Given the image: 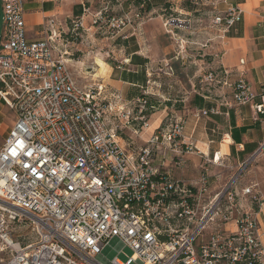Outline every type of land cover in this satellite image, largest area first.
<instances>
[{"label": "built area", "instance_id": "built-area-1", "mask_svg": "<svg viewBox=\"0 0 264 264\" xmlns=\"http://www.w3.org/2000/svg\"><path fill=\"white\" fill-rule=\"evenodd\" d=\"M187 1L195 12L210 7L211 27L221 40L242 18L240 7L218 10L226 0ZM0 8V100L15 113L0 145V264H264L257 215L238 204L244 196L257 203L262 198L254 183L238 189L251 158L224 182L208 166H201L192 185L172 178L153 164L159 135L127 150L117 127L105 119L103 87L86 88L74 80L67 44L78 36L76 27L63 29L61 21L46 17L44 38L29 40L23 0H0ZM133 17L138 12L116 16L104 9L91 20L117 37ZM162 18L164 32L176 43V58L183 57L191 42L178 34H194L198 19L181 11ZM231 75L220 67L203 77L229 86L237 105L251 102L254 94L246 80ZM253 109V120L264 124V95ZM206 114L201 110L195 117ZM182 129L178 121L161 138L173 146L182 142L186 152L197 151L193 142H185ZM213 164L223 167L218 155ZM26 221L34 240L15 234ZM114 237L133 253L125 261L100 254Z\"/></svg>", "mask_w": 264, "mask_h": 264}, {"label": "crops", "instance_id": "crops-1", "mask_svg": "<svg viewBox=\"0 0 264 264\" xmlns=\"http://www.w3.org/2000/svg\"><path fill=\"white\" fill-rule=\"evenodd\" d=\"M226 1L220 3L218 10L224 11L231 4L241 8L242 18L226 30L222 40L218 38V31L211 27L210 7L195 12L187 0H23V6L29 40L44 38L45 18L53 17L61 21L63 29L77 28L78 36L71 37L74 39L71 45H75L78 38H86L92 46L114 41L113 47L105 48L99 60L107 67L104 86L116 97L113 114L121 121L119 129L130 131L129 139L135 149L148 145L154 135H159L154 144V166L192 185L202 171L201 166H208L212 173H221V182L228 180L264 144V124L253 120V104L264 95V0ZM104 9L116 16L125 13L132 16L138 12L139 17H133L132 24L121 28L116 40L111 36L100 38L91 18ZM173 11L194 14L198 19L194 35L207 40L211 48L207 52L209 56L199 53L198 58L187 62L183 57L176 58L170 41L174 39L162 27V17ZM116 45L119 58L115 53ZM69 46L67 44V48ZM220 67L232 72V80L241 76L246 80L254 94L251 102L237 105L229 86L204 82L205 73ZM151 72L178 78L181 95L159 92L156 80L150 79ZM151 80L157 88L149 87ZM143 99L146 103L138 102ZM201 110L208 114L196 118ZM127 113H131L130 120ZM132 115L142 116V120H135ZM144 121L148 127L143 126ZM178 121L183 124L185 142H193L197 151L186 152L182 142L173 146L161 138ZM215 155L220 157L223 167L212 165ZM180 159L183 163L176 166L175 162ZM258 169L264 195V162ZM244 185L239 183L238 189ZM244 205L256 213L264 242V196L253 208L247 202Z\"/></svg>", "mask_w": 264, "mask_h": 264}, {"label": "rangeland", "instance_id": "rangeland-1", "mask_svg": "<svg viewBox=\"0 0 264 264\" xmlns=\"http://www.w3.org/2000/svg\"><path fill=\"white\" fill-rule=\"evenodd\" d=\"M2 9L0 8V33L2 30ZM103 25L96 26V33L99 35L100 38L102 37H110V34H108L106 31L103 30ZM102 33V34H101ZM195 34V33H194ZM191 34H185L180 33L178 34L179 37L184 38L185 40H188L191 42V44H187L185 47H187L185 54L183 55V59L187 61H193L195 58H198V54H204L210 51V46L207 43V40L201 39L200 37H197L196 35ZM134 38V37H133ZM72 38H69L71 40ZM117 38L115 37L114 40ZM82 40V41H81ZM81 41V44L78 46L77 44ZM170 41L173 43L172 47H174L175 50H177L176 43L174 44V41L170 39ZM70 45L68 47L69 52L71 53L70 61L67 63V65L70 68V72L73 75L74 80L78 82L83 87L86 88H98L99 85L103 86V89L100 93V99L102 100V105L104 106L105 112V119L108 122L110 127H117L116 133L120 139V143L122 146H124L129 151H134V144L131 143L132 140L129 139V130L127 128H123L122 130L119 129V126H122L121 121H119V117L117 118L116 115L113 114L112 111H110L109 107L114 106V98L111 96V90L104 86L103 77L106 75V68L105 64L103 67L100 66L99 62L101 59V54L104 52L105 48L107 47H113L114 41L111 42L110 40L107 41L106 45L103 46V44H98L97 46H92L91 43L86 42V38H78V41L75 42V45ZM117 45L115 48V53L117 54V58H119V52L117 50ZM113 49V48H112ZM176 52V51H175ZM208 54V53H207ZM209 56V54L207 55ZM206 58V57H205ZM78 61V62H77ZM196 66H199V62L196 61ZM204 66V65H202ZM157 74H153L151 72L150 79L153 78L156 80L157 85H159V88L155 85V83L152 82L149 84V87H155L159 90V92L163 93H169L170 95H181L180 89H179V83L178 78H176L173 75H168L167 73L164 74L162 72H156ZM197 78V77H196ZM195 78V79H196ZM196 85V83H195ZM153 91V89H152ZM133 116V115H132ZM134 117V116H133ZM15 118V113L12 109L8 108L3 101L0 100V145L3 143V140L5 139L8 130L10 129V126L12 125V122ZM131 118V115H130ZM129 118V120H130ZM264 145L258 152V154L251 158L250 161L246 164L243 170L242 177L239 179V183L241 185H244L246 183H254L256 184V190L259 192V194L263 197L262 192V183L261 180H259L260 174L258 167L260 166L261 162H264ZM240 204L244 205L246 202L253 207H255L258 203L252 202V197H245L240 198ZM17 231L15 234L16 236L20 234H26L28 240H34L35 235L34 232L31 231L30 226H28V221H26V224H20L19 228H15ZM20 240V239H19ZM120 250V251H119ZM101 256H103L107 260H111V258L115 255L118 256L119 259L125 261L127 256L133 255L131 249L128 246H121L119 244V241L117 238H111L108 245H106L101 250ZM0 257L2 255L0 254ZM137 264V263H132Z\"/></svg>", "mask_w": 264, "mask_h": 264}, {"label": "bare ground", "instance_id": "bare-ground-1", "mask_svg": "<svg viewBox=\"0 0 264 264\" xmlns=\"http://www.w3.org/2000/svg\"><path fill=\"white\" fill-rule=\"evenodd\" d=\"M99 64H100L101 67H103V65H104L101 61L99 62Z\"/></svg>", "mask_w": 264, "mask_h": 264}, {"label": "trees", "instance_id": "trees-1", "mask_svg": "<svg viewBox=\"0 0 264 264\" xmlns=\"http://www.w3.org/2000/svg\"><path fill=\"white\" fill-rule=\"evenodd\" d=\"M145 103H146V101H145Z\"/></svg>", "mask_w": 264, "mask_h": 264}]
</instances>
